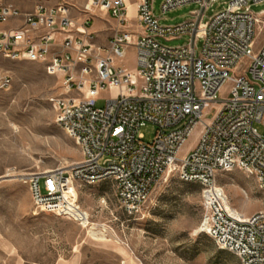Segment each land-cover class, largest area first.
I'll return each mask as SVG.
<instances>
[{
    "label": "built area",
    "instance_id": "2783aa9c",
    "mask_svg": "<svg viewBox=\"0 0 264 264\" xmlns=\"http://www.w3.org/2000/svg\"><path fill=\"white\" fill-rule=\"evenodd\" d=\"M219 1L163 0L162 13L198 5L189 18L168 25L155 14L154 0H134V14L128 0H37L29 10L0 0V22L12 24L0 30V55L41 62L60 77V93L51 97L55 123L80 151L67 165L20 176L37 208L88 225L92 213L68 187L109 181L122 213L134 219L153 188L176 171L201 187L200 232L240 264H264V208L238 210L216 181L239 169L264 191V134L255 127L264 120V42L256 46L264 11L252 9L264 0H228L208 15ZM102 12L118 28L107 44H95L92 31L76 33L78 19L89 28ZM181 37L188 38L181 45L162 42ZM128 46L134 68L123 62ZM12 83L0 65V89ZM103 90L112 94L97 106ZM147 123L156 127L151 142L139 133ZM197 127L196 143L180 156Z\"/></svg>",
    "mask_w": 264,
    "mask_h": 264
},
{
    "label": "rangeland",
    "instance_id": "374dc122",
    "mask_svg": "<svg viewBox=\"0 0 264 264\" xmlns=\"http://www.w3.org/2000/svg\"><path fill=\"white\" fill-rule=\"evenodd\" d=\"M6 1L23 8L31 3V0ZM162 1L154 0V12L168 25L182 22L198 8L192 3L162 13ZM227 1L213 3L207 14L222 9ZM252 9L261 13L264 2L253 5ZM131 22L135 26L133 19ZM187 39H162V42L177 46ZM263 42L264 24L260 23L256 46ZM123 62L129 68L135 67L133 46L126 48ZM0 65L13 76L12 85L0 89V242L3 227H12L17 232L13 233V238L27 256L26 264H33L40 260L38 256L50 247L51 241L38 233L41 227L29 230L26 219L22 218L33 204L30 207L25 199L23 189H28V185L19 175L67 165L80 158V151L74 140L55 123L51 97L60 93V77L48 73L41 62L4 59ZM111 94L110 90L101 91L97 106H103ZM255 127L264 134V120L255 122ZM155 132L156 127L151 123L139 131L145 142H151ZM198 135L199 127L180 149V156L196 143ZM216 181L238 210L251 214L264 208V191L258 187L253 174L234 169L219 173ZM74 186L68 190L92 213L90 223L82 225L53 215L60 222L57 239L60 252L73 264H240L235 254L219 248L208 234L200 232L203 219L201 187L198 183L181 181L176 171L165 175L153 188L141 213L134 219L122 213L111 182L75 183ZM19 256L20 251L13 250L11 264H19ZM3 261L0 250V264Z\"/></svg>",
    "mask_w": 264,
    "mask_h": 264
},
{
    "label": "crops",
    "instance_id": "0c3cea01",
    "mask_svg": "<svg viewBox=\"0 0 264 264\" xmlns=\"http://www.w3.org/2000/svg\"><path fill=\"white\" fill-rule=\"evenodd\" d=\"M37 0H31V3L27 8H23L24 10L32 9L35 5ZM134 3V0H132ZM134 14V12L132 13ZM81 19H78L76 24L79 31L77 34L85 33L92 31L95 33V44H107L108 40L110 39L111 35L117 30V23L116 20L109 16L108 14L102 12L99 13L93 22V24L89 28H84L81 24ZM11 21H4L0 22V30L6 29L11 27ZM4 62V58L0 55V64ZM194 146V145H193ZM188 147L185 151V154L193 147ZM24 190V196L27 202H29L30 207H32V199L31 194L28 189ZM22 215L24 219H26L25 224L27 228L30 230L31 227H41L39 232L42 236H47L50 241V247L45 248V252L38 256L40 260H36L33 264H73L69 260H66L65 257L61 254V250L57 243L58 235H59V225L60 222L57 220L53 215L47 214L40 210L39 208L35 207L33 204L32 209L28 208ZM21 226H23V220L20 222ZM15 230V229H14ZM16 231V230H15ZM13 231L12 227H8L5 225L3 227V239L0 242V250L3 251V264H11L12 259V251L18 250L20 251V262L19 264H26L27 256L22 253V246L13 238V233L17 234V232ZM22 234V233H21ZM56 242V243H54ZM2 244V245H1ZM63 260V261H62Z\"/></svg>",
    "mask_w": 264,
    "mask_h": 264
},
{
    "label": "bare ground",
    "instance_id": "6f19581e",
    "mask_svg": "<svg viewBox=\"0 0 264 264\" xmlns=\"http://www.w3.org/2000/svg\"><path fill=\"white\" fill-rule=\"evenodd\" d=\"M134 3H133V1L132 0H128V8H129V12H130V14H132L133 12H134ZM172 171H170L169 173H167V174H170ZM166 174V175H167ZM21 175H25L24 173H21L19 176H21ZM70 188V187H69ZM70 191V190H69Z\"/></svg>",
    "mask_w": 264,
    "mask_h": 264
}]
</instances>
